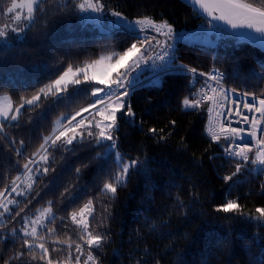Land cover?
<instances>
[{"label":"trees","instance_id":"16d2710c","mask_svg":"<svg viewBox=\"0 0 264 264\" xmlns=\"http://www.w3.org/2000/svg\"><path fill=\"white\" fill-rule=\"evenodd\" d=\"M10 3L11 0H0V13ZM104 3L106 8L123 13L128 20L142 14L151 15L157 21L167 20L174 31L193 32L208 23L180 0H104ZM225 34L236 44L223 47L198 41L179 42L174 50L175 64L203 72L218 68L226 74L228 87L259 94L264 82L257 83L254 74L262 71L264 52ZM133 42L134 35L101 31L71 11L43 16L26 37L15 41L6 51H0V94L9 93L18 104L21 95L30 98L69 64L82 66L104 54L121 52ZM159 79V86L152 81L129 95L136 114L135 123L126 122L125 116L118 122L120 153L127 159L138 156L146 159V170L133 171L126 186L119 187L115 198L109 200L100 196L99 190L115 171L114 158L94 159L96 151L103 150L84 145H78L74 151L53 152L50 162L54 171L36 174L37 183L27 197H16L15 193L9 197L21 200L20 208L25 210L8 222L3 231L19 229L21 217H34L36 209L52 201L55 214L64 217L68 225L67 229H60V239H67L63 235L67 231L78 240L68 214L94 199L93 227L109 237L102 249L94 250L99 264H156L157 260L160 264H264V224L237 213L215 211L228 199H238L244 211L256 214V207H264L261 189L264 175L250 172L253 166L249 164L226 183L223 177L235 170V163L233 158L224 155V140L214 143L204 133L206 107L182 110V99L193 92L191 75L175 72ZM96 86L94 83L70 85L60 100H43L30 113L22 110L19 127L7 129L8 142L17 143L9 145L0 140V189L10 185L12 178L22 172L26 159L51 132L55 121L70 118L96 99L90 91H83ZM173 120L175 126L170 123ZM150 127L164 129L162 134L167 139L153 138L148 132ZM20 140L25 145L18 157L13 149L19 147ZM84 164L88 167L77 176L76 168ZM40 167L44 165L41 163ZM66 188L71 196L65 192ZM103 205H107L110 216L101 225ZM56 225H61L59 219ZM12 244L11 239L0 244V264L7 258L5 253ZM15 247L20 248V243L16 242ZM66 254L52 253L54 257Z\"/></svg>","mask_w":264,"mask_h":264},{"label":"snow or ice","instance_id":"6c2138e0","mask_svg":"<svg viewBox=\"0 0 264 264\" xmlns=\"http://www.w3.org/2000/svg\"><path fill=\"white\" fill-rule=\"evenodd\" d=\"M188 2L210 17L209 30L218 29V25L213 24L212 21H220L232 29L247 28L259 34L264 45V0H188ZM105 7L103 0H11L10 6L0 13L7 20L3 26H0V51H6L12 46L8 43L10 39L15 41L26 37L27 32L43 16L54 12L71 11L80 14L81 19H99L104 15ZM18 9L20 11H17ZM110 15L116 18V21L109 22L113 27H124L133 34L154 32L156 35H135V42L121 52L102 55L82 66L69 64L62 73L30 98L21 95L18 104L13 102L9 93L0 94V140L14 145L17 143L15 140L10 142L7 140V129L19 127V121L23 118L22 110L30 113L39 108L43 100L49 98L60 100L62 94L68 92L70 85L94 83L104 86L83 89L85 92L90 91L91 96L96 99L70 118L61 117L55 121L51 132L42 138L36 151L26 159L22 172L12 178L10 185L0 189V210H2L0 211V244H6L10 239L13 241L12 247L5 253L7 258L3 260V264H33V262L36 264H99V257L94 250L102 249L108 243L109 237L106 232H98L93 227L96 218L94 199H89L79 209L68 214V218L75 225L78 240L73 239L67 231L63 233L67 239L62 240L60 229H67L68 225L64 217H57L52 201L36 209L34 217L29 218L27 215L21 217L23 222L19 229L13 227L8 232H4L3 229L7 227L8 222L20 217L25 210L20 208L21 200L9 197L12 193H15L16 197H27L37 183L36 174L47 175L50 170L54 171L50 162L52 153L74 151L78 145L102 149L103 151H96L94 159L114 157L115 171L103 182L99 190V195L106 199L115 198L118 188L126 186L133 171L146 170V159L142 160L139 156L134 159H125L119 151L117 137L118 122L122 117H128L129 120L126 122L130 124L135 123L136 114L127 98L130 95V89H134L138 81V77L132 76V73L142 69V65L152 67L157 72V80L160 78L159 74L173 70L181 74H190L189 82L193 85L200 83L196 79L197 76L204 77L202 86L189 96H185L181 106L182 110L186 111L200 109L207 105L209 121L206 131L212 142L218 143L221 139L227 142L222 146L224 154L233 158L235 163V170L230 175H225L224 181L226 183L232 181L249 164L253 166L250 172L264 175V89H260L257 94L255 91L225 88L224 73L218 68L213 67L210 71L203 72L188 65L177 66L172 44L168 42L174 38V28L167 20L157 21L148 14L138 15L135 19L128 20L123 13L116 10H111ZM120 21L125 23L121 25L118 23ZM10 33L14 35L10 36ZM161 36L165 38L163 41L159 39ZM156 47L161 50L155 52ZM105 62L107 64L103 73L96 72L95 69L104 65ZM254 76L257 83L264 82V66L262 71ZM227 103H230L232 107H226ZM241 107L253 115L240 111ZM84 113H89L92 119L89 120L83 115ZM257 113L258 116L255 115ZM233 115L240 118L235 123L246 124L248 128L232 127ZM78 117L80 119H77ZM217 117H223V119L217 121ZM170 123L175 126L174 120ZM148 132L158 141L167 139V136L162 134L164 129L150 127ZM236 139H239L241 143H234ZM18 143L19 147L13 150L19 157L23 154L25 142L20 140ZM249 153L253 155L250 156ZM41 163L44 165L43 168L40 167ZM33 165L35 167H32ZM87 167L88 165L84 164L76 168L77 176L83 168ZM261 189L264 190V184L261 185ZM65 192L71 196L69 189L66 188ZM61 195L63 196L64 193ZM176 199L180 207H183L179 196ZM16 208H19V211L14 212ZM215 211L224 214L237 213L264 224V207H256L255 213L258 214L256 215L244 211L238 199H228L225 203L218 205ZM108 216H110L108 207L103 205L101 225ZM57 219L61 221L59 227L56 225ZM151 230L154 231L155 226H152ZM16 242L20 243V248L15 247ZM56 245H64V247L57 248ZM58 251L67 254L54 257L52 253ZM156 264H160V261L157 260Z\"/></svg>","mask_w":264,"mask_h":264},{"label":"built area","instance_id":"2783aa9c","mask_svg":"<svg viewBox=\"0 0 264 264\" xmlns=\"http://www.w3.org/2000/svg\"><path fill=\"white\" fill-rule=\"evenodd\" d=\"M103 3H104V0H103ZM105 4V3H104ZM112 9H108L105 7V13L104 15L99 18V19H84V21L90 25H92L93 27L95 28H98L99 30L101 31H104V32H126V33H129L131 35H140V36H144V35H148V36H155L156 34L154 32H148V33H137V34H133V33H130L126 28L124 27H113L112 23H109L111 21H116V18L111 16L110 15V11ZM119 24H124L125 22L123 21H120L118 22ZM160 40H164L165 38L164 37H159ZM198 41V38L197 36L192 32V31H189V30H186V29H181V30H177V31H174V38L169 40L168 42L170 44H172V52L174 53V50H175V46L179 43V42H196ZM200 42V41H199ZM161 49L159 47H156L154 49L155 52H158L160 51ZM175 55V54H174ZM177 65V64H176ZM178 66V65H177ZM177 71L173 70V71H170V72H167V73H175ZM222 73H224L223 71H221ZM167 73H162V74H159V77L161 78L163 75L167 74ZM132 76H135V77H138V81L134 87V89H130V94L136 89L138 88L139 86L143 85V84H146V83H149V82H152L154 81L155 79H157V72L150 66H145V65H142V69H138L136 72L132 73ZM224 77L226 79V74L224 73ZM197 80L200 81V83H196L195 85L193 84H190V86L193 88V92H195L196 89L200 88L202 86V84L204 83V80L205 78L204 77H199L197 76L196 77ZM225 79H224V86L225 88H230L228 87L226 84H225ZM107 91V89H105ZM206 107V121H205V126H204V133L206 134V136L211 139V137L208 135L207 131H206V128L208 126V121H209V114L207 112V105H205ZM226 107H232V105L230 103H227L226 104ZM240 111L244 112L245 114L247 115H253L252 113H248L246 109H243L241 107ZM255 115H259L258 113L255 114ZM217 121L223 119V117H217L216 118ZM240 118L233 115L231 117V120L233 121V123L231 124L232 127H241L243 126L245 129L248 128V125L246 124H237L235 123V121L239 120ZM226 125H227V121H225ZM243 135V133H242ZM250 139V138H248ZM223 140V139H221ZM227 142L225 141V144ZM234 143L236 144H240L241 141L239 139H236L234 141ZM225 155V154H224ZM249 155H253V153H249ZM227 157V156H225ZM229 158V157H227Z\"/></svg>","mask_w":264,"mask_h":264},{"label":"rangeland","instance_id":"374dc122","mask_svg":"<svg viewBox=\"0 0 264 264\" xmlns=\"http://www.w3.org/2000/svg\"><path fill=\"white\" fill-rule=\"evenodd\" d=\"M17 11H20L19 9ZM7 20L6 18L3 16L0 18V26H3L4 23H6ZM99 33H101L99 31ZM195 35H197V38H201V41L205 44H210V45H217V46H223V47H231L233 45L236 44V41L234 39H232L231 37L227 36L223 31H217V29L215 30H209L208 29V23L207 24H201L200 27H198V29L194 30L193 32ZM14 34L10 33V36H13ZM23 35V34H22ZM21 39H17L15 41H19ZM15 41L13 40H9L8 43L9 44H13ZM107 55V54H104ZM91 63V62H90ZM107 62H105L104 65L98 66L95 71L98 73H103L105 66H106ZM123 69H121L122 71ZM91 74V72H90ZM113 75H115V73H113ZM161 83V80H157L155 79L152 84L155 86H159ZM96 87H103V85H97ZM128 99V98H127ZM93 112L95 110H92ZM86 117H91V115L89 113H84L83 114ZM126 117V116H125ZM60 119V118H59ZM92 119V118H91ZM89 119V120H91ZM96 119H99V117H96ZM127 120H129L128 117H126ZM114 158V157H113ZM127 159V158H125Z\"/></svg>","mask_w":264,"mask_h":264},{"label":"water","instance_id":"95a60500","mask_svg":"<svg viewBox=\"0 0 264 264\" xmlns=\"http://www.w3.org/2000/svg\"><path fill=\"white\" fill-rule=\"evenodd\" d=\"M180 1L183 2L185 5L191 7L199 16L204 18L206 21H209L210 17L205 15L199 9H195L191 5V3L188 2V0H180ZM212 23L217 24L219 30L235 37L236 39H238L244 43L252 45V46H254V47H256V48H258L264 52V45H262V42H261L262 38L256 32L249 30L247 28H245V29H232V28H230V26H228L227 24H224L220 21H212Z\"/></svg>","mask_w":264,"mask_h":264}]
</instances>
